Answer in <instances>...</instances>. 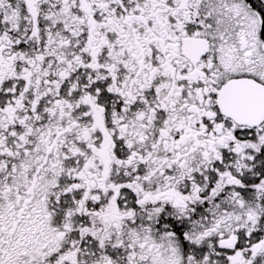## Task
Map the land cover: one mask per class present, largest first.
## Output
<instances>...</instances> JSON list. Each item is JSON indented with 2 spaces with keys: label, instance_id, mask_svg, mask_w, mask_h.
Instances as JSON below:
<instances>
[{
  "label": "snow or ice",
  "instance_id": "obj_1",
  "mask_svg": "<svg viewBox=\"0 0 264 264\" xmlns=\"http://www.w3.org/2000/svg\"><path fill=\"white\" fill-rule=\"evenodd\" d=\"M0 264H264V0H0Z\"/></svg>",
  "mask_w": 264,
  "mask_h": 264
}]
</instances>
